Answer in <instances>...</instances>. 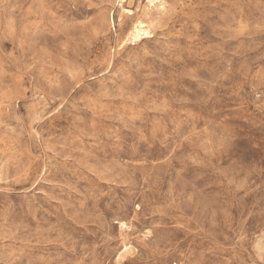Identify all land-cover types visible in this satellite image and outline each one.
<instances>
[{
	"label": "rangeland",
	"instance_id": "obj_1",
	"mask_svg": "<svg viewBox=\"0 0 264 264\" xmlns=\"http://www.w3.org/2000/svg\"><path fill=\"white\" fill-rule=\"evenodd\" d=\"M0 264H264V0H0Z\"/></svg>",
	"mask_w": 264,
	"mask_h": 264
},
{
	"label": "bare ground",
	"instance_id": "obj_2",
	"mask_svg": "<svg viewBox=\"0 0 264 264\" xmlns=\"http://www.w3.org/2000/svg\"><path fill=\"white\" fill-rule=\"evenodd\" d=\"M139 32L140 30L138 29V27H134L133 35L138 36Z\"/></svg>",
	"mask_w": 264,
	"mask_h": 264
}]
</instances>
